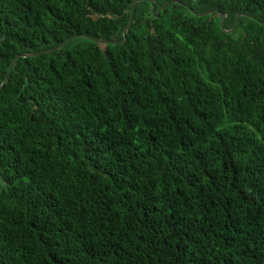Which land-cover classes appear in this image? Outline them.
I'll use <instances>...</instances> for the list:
<instances>
[{"label":"trees","instance_id":"16d2710c","mask_svg":"<svg viewBox=\"0 0 264 264\" xmlns=\"http://www.w3.org/2000/svg\"><path fill=\"white\" fill-rule=\"evenodd\" d=\"M134 1L0 0V264H264V0Z\"/></svg>","mask_w":264,"mask_h":264},{"label":"water","instance_id":"95a60500","mask_svg":"<svg viewBox=\"0 0 264 264\" xmlns=\"http://www.w3.org/2000/svg\"><path fill=\"white\" fill-rule=\"evenodd\" d=\"M138 1H140V0H135V1L133 2V4H132L131 18H130V21H129L128 25H127V28H126V30H125V32H124V36H125V37H126L127 32H128V30L130 29V26H131V24H132L133 16H134V9H135V6H136V4L138 3ZM171 2H178V0H172V1H169L168 3L164 4L162 7H160V8L156 11L155 3L151 1L152 11L155 12L156 15H158L159 12H160L161 10H163L164 8H166ZM211 12H213V11L211 10V11L203 12V13H197V12H196V14L199 15V16H202V15H205V14H208V13H211ZM221 14H222V27H223V26H224L225 15H224L223 13H221ZM239 17H240V14L237 15V19H236V22H235V26L233 27L232 31L236 28V26H237V24H238V19H239ZM232 31H228V33H231ZM70 40H71V39H70ZM70 40H68L67 42H69ZM67 42H65L63 45H61L60 47L56 48L55 50H59V49H61L63 46L66 45ZM100 43H111V42H100ZM52 50H53V49H52ZM52 50H50V51H52ZM47 52H49V51H47ZM29 56H32V57H33V56H35V55H30V54H24V55H21V57H23V58H26V57H29ZM18 58H19V57H17V59H18ZM17 59L14 60L12 66L16 63ZM9 75H10V74H8V76H7V78H6V80H5V82H4L3 85H5V84L7 83L8 79H9ZM3 85H2V86H3Z\"/></svg>","mask_w":264,"mask_h":264}]
</instances>
